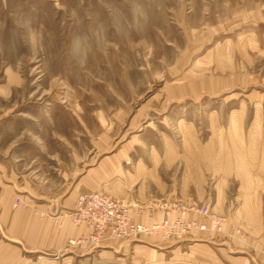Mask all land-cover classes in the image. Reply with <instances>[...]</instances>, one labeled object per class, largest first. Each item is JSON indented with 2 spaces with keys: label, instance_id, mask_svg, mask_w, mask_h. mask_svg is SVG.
Listing matches in <instances>:
<instances>
[{
  "label": "rangeland",
  "instance_id": "rangeland-1",
  "mask_svg": "<svg viewBox=\"0 0 264 264\" xmlns=\"http://www.w3.org/2000/svg\"><path fill=\"white\" fill-rule=\"evenodd\" d=\"M257 5L264 0H0L1 187L18 189L21 208L65 216L80 194L93 192L88 179L98 172L109 178L120 164L133 172L139 160L151 166V150H174L177 162L160 166L170 186L150 190L145 211L153 215L166 202L208 206L242 233L226 227L227 234L181 242L142 237L113 245L205 244L199 238L207 235L222 253L233 244V256H254L258 245L245 248L246 236L258 227L264 236V17L257 21ZM216 193L234 201L243 194L244 205L238 200L233 210L247 221L209 204Z\"/></svg>",
  "mask_w": 264,
  "mask_h": 264
},
{
  "label": "crops",
  "instance_id": "crops-1",
  "mask_svg": "<svg viewBox=\"0 0 264 264\" xmlns=\"http://www.w3.org/2000/svg\"><path fill=\"white\" fill-rule=\"evenodd\" d=\"M257 6L261 10L258 13L256 12L257 21L263 22L264 13L262 10H264V5ZM260 16H262V19ZM12 80L14 82L15 78L13 77ZM124 153L128 157H132L130 151L127 152L125 149ZM150 153L153 158L150 167H148L146 162L139 160L133 172L125 169L121 164L109 178L105 174L98 172L97 175L88 179L90 188L88 190L103 192L113 197L117 196L116 198H131L133 201V205L130 204L131 212L138 221L151 222L161 219L162 212L160 210L150 215V211H145L144 208H147L150 204L148 202L150 190L163 191L170 186L160 175V166L169 168L177 162L181 154H177L174 150L166 151L163 155L159 154L157 150H151ZM239 169L240 172L247 173L248 166L243 165ZM4 186L6 187L3 189L0 184V264H120L119 258H117V254L120 252L132 255L133 260L130 264H264V236L261 234L259 227L257 232H249L248 236H246L247 243L245 248H250L249 250H251L253 248L252 244L257 243L258 245L254 256H233L234 254L231 252L236 253L237 251L234 249L235 245L233 244L223 248L225 253H222L214 245H211L213 242L210 241V237L208 238L207 235L199 238L206 239L207 241L205 242L207 243L205 244L191 243L194 241H189L188 243H178L177 246L165 245L162 248L142 246V248L138 249L130 245H107L95 249L68 247V240L85 233V228H75L71 224L70 218L61 214L52 217L50 211L38 206L13 209L14 199L19 195L16 193L18 189L13 185L4 184ZM172 186H174L172 190H176L175 185L171 184ZM131 188H134V192H131ZM179 188L184 190L191 187L181 186ZM243 189L242 185L240 190ZM168 197L174 199L173 196L168 195ZM186 198L189 200L186 201L188 204L195 201L193 197L187 196ZM208 200L209 204L212 202L215 206H229L226 208V212L230 220L237 221L242 219V221H247L248 217L245 213L233 210V205L238 200L242 202L241 205H244L243 194L236 196V201L233 198L230 199L227 194L219 195L218 193L211 196ZM152 241L157 240L152 239ZM223 244H226V242ZM67 253L69 256L65 260L68 259L70 261H52V255L60 259L58 257Z\"/></svg>",
  "mask_w": 264,
  "mask_h": 264
},
{
  "label": "built area",
  "instance_id": "built-area-1",
  "mask_svg": "<svg viewBox=\"0 0 264 264\" xmlns=\"http://www.w3.org/2000/svg\"><path fill=\"white\" fill-rule=\"evenodd\" d=\"M24 204L23 197L17 195L12 208L18 209ZM159 208L161 219L141 222L135 219L126 201L103 192L80 194L73 210L65 217L70 218L73 227H83L86 232L69 239L67 246L95 249L115 243H131L142 237H156L162 243L181 242L207 233L212 236L227 234L226 227L237 234L242 233L240 227L213 213L208 206L189 209L180 202H166Z\"/></svg>",
  "mask_w": 264,
  "mask_h": 264
}]
</instances>
